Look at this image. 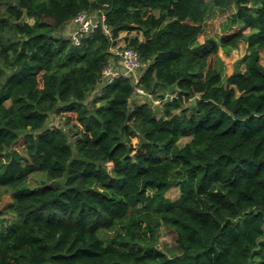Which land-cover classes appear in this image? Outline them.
<instances>
[{
	"label": "trees",
	"instance_id": "obj_1",
	"mask_svg": "<svg viewBox=\"0 0 264 264\" xmlns=\"http://www.w3.org/2000/svg\"><path fill=\"white\" fill-rule=\"evenodd\" d=\"M212 2L236 10L222 34L200 39L208 0H0V187L11 213L0 211V264H264V0ZM82 11L104 13L109 32L100 25L79 44L61 35ZM135 30L143 37L126 42L143 64L138 85L104 82L116 38ZM241 41L247 51L225 75L220 47ZM137 86L165 103L161 116L132 106ZM53 112L77 122L49 127ZM162 225L176 232L171 254L156 246Z\"/></svg>",
	"mask_w": 264,
	"mask_h": 264
},
{
	"label": "rangeland",
	"instance_id": "obj_2",
	"mask_svg": "<svg viewBox=\"0 0 264 264\" xmlns=\"http://www.w3.org/2000/svg\"><path fill=\"white\" fill-rule=\"evenodd\" d=\"M236 7L233 5H230L228 7H217L216 5H214V3L212 2V0H208L207 3V16L204 22V32L200 35V39H204V37L206 36H219L220 34H222L224 32V25L228 22V18L235 12ZM97 12V11H96ZM96 15V13H94ZM27 20L29 21H33L32 17H26ZM240 27L235 26L233 28V30L237 31L239 30ZM61 35H65L67 37H70L71 34L73 33V25L71 22H69L64 29H62L59 32ZM139 35L140 37H143L142 33L138 32V31H132V32H121L120 36L118 38H116V40L118 41L117 45H127L126 42V37H133ZM245 41H241L239 43L238 48L234 49L233 51L230 52V54H227L224 52L223 48L220 47V55L221 57L224 59L225 61V67H224V74L228 75L230 74L234 68H235V64L237 63V61L243 57V55L245 54L246 51V47H245ZM261 61L264 63V49H262L261 51ZM141 73H142V69H140L139 71L136 72V74L138 76L141 77ZM134 82V81H133ZM101 84L99 86V89L96 90L97 92H100L101 88H102ZM173 89V90H172ZM171 90H169L166 94V97H169V94L171 95L173 92H176L175 88H172ZM159 93H163L162 91ZM174 93L172 94V96H174ZM94 94V92H93ZM92 94V95H93ZM91 95V97H92ZM90 97V98H91ZM161 99H159L157 97V95L155 94H151V96L148 95H143L140 94L138 92H136L132 99H131V104L132 106H134L137 103H143V102H148L150 104H152L156 110H157V115L161 116L163 113V109H164V102L160 101ZM166 101V100H165ZM164 103V104H163ZM183 108H188L189 111L188 113H192L194 111V107L192 105V101H185L183 104ZM181 109H175L174 112H180ZM73 115V114H71ZM77 120L76 118H72V121L67 123V114H59V113H51L49 120L47 122V126L49 127H54V126H62L65 130L68 131V129L72 126L73 123H76ZM189 140H191V137H183L180 140V144L184 145L186 142H188ZM70 141H73V135H70ZM24 136H22L20 138V140L18 141V143L16 144V148L22 152L25 153L24 151ZM43 178V175L40 174H34L31 175L30 179H29V183L32 187L38 186L39 184H41V180ZM57 181L52 180V183H55ZM166 196L169 197L171 200H175L180 196V188L179 187H173L171 189H169L166 192ZM10 200V193L8 191V189H4L0 187V211L4 209L5 204L7 201ZM3 216L6 218H10L11 217V213L5 212V210H3ZM156 246L161 249L162 251L171 254L172 251H177L176 248V232L174 229L166 227L165 225H162L160 228V232H159V236L157 239V243Z\"/></svg>",
	"mask_w": 264,
	"mask_h": 264
},
{
	"label": "built area",
	"instance_id": "obj_3",
	"mask_svg": "<svg viewBox=\"0 0 264 264\" xmlns=\"http://www.w3.org/2000/svg\"><path fill=\"white\" fill-rule=\"evenodd\" d=\"M94 13H96V15ZM71 23L73 25L71 37L77 44L81 43V37L84 33H90L100 25L104 27L106 32H109L106 23V15L98 11H82L72 19ZM112 50L118 56V61L111 62L103 69L104 82H112L119 77H131L135 85H138L140 76H138L136 72L139 71L143 65L139 52L127 45H115ZM137 92L143 95L148 94L140 86H137ZM149 96H151V94H149ZM172 97L174 96L171 95V98Z\"/></svg>",
	"mask_w": 264,
	"mask_h": 264
},
{
	"label": "crops",
	"instance_id": "obj_4",
	"mask_svg": "<svg viewBox=\"0 0 264 264\" xmlns=\"http://www.w3.org/2000/svg\"><path fill=\"white\" fill-rule=\"evenodd\" d=\"M245 43V47H246V51H247V46H248V44L246 43V42H244ZM246 51H245V53H246ZM264 64V63H263Z\"/></svg>",
	"mask_w": 264,
	"mask_h": 264
},
{
	"label": "water",
	"instance_id": "obj_5",
	"mask_svg": "<svg viewBox=\"0 0 264 264\" xmlns=\"http://www.w3.org/2000/svg\"><path fill=\"white\" fill-rule=\"evenodd\" d=\"M196 101V100H195Z\"/></svg>",
	"mask_w": 264,
	"mask_h": 264
}]
</instances>
